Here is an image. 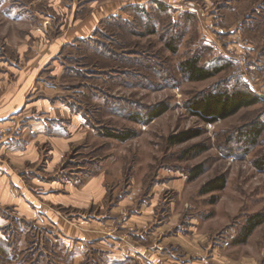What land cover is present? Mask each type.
Instances as JSON below:
<instances>
[{"label": "rangeland", "instance_id": "rangeland-1", "mask_svg": "<svg viewBox=\"0 0 264 264\" xmlns=\"http://www.w3.org/2000/svg\"><path fill=\"white\" fill-rule=\"evenodd\" d=\"M106 1L114 0H0V143L21 149L40 139L22 137V124L46 106L72 115L43 131L66 139L54 167L52 144L36 140L39 161L14 172L35 208H0V264H264V222L241 243L249 221L264 218V172L255 166L264 133L247 150L236 135L264 123V0H148L100 18ZM189 59L219 72L186 81L180 66ZM212 91L259 101L205 123L189 106ZM159 107L165 112L149 120ZM127 132L134 137L114 138ZM95 176L105 177L103 214L45 205L65 187L41 182L75 191ZM215 178L223 190L200 194Z\"/></svg>", "mask_w": 264, "mask_h": 264}, {"label": "crops", "instance_id": "crops-1", "mask_svg": "<svg viewBox=\"0 0 264 264\" xmlns=\"http://www.w3.org/2000/svg\"><path fill=\"white\" fill-rule=\"evenodd\" d=\"M147 2L148 0H133L129 1L128 4H121L117 2L116 0L110 2L106 1L103 3V5L98 6L97 10L95 11L96 14L101 15L100 18L106 17V16H120L121 8L125 5H135L139 4L140 2ZM167 2H170L172 0H165ZM177 2V0H175ZM140 3V4H141ZM92 16H88L87 19H92ZM44 101H38L37 103H34L33 106H36L35 104H44ZM51 105V104H50ZM43 106V105H41ZM39 112V111H38ZM66 111L62 110L61 108H58L57 105H51V107H44V111L40 112V116L35 117L33 116V113L29 115H25L24 117L28 118L26 123L24 122L22 125L23 130L21 133L23 134L22 137H25L27 135L26 132H30L32 134H39L41 138H37L36 140H39L41 143L43 142H50L49 145L52 146V159L51 164L52 167L55 166L57 162L60 160V156H57L56 153H61L63 151H66L67 144L66 139L62 138H49V136H44V129L46 127V123H48V120H55L56 118L59 119H67V117L71 118V114ZM12 118H15L14 115H12ZM7 119V118H6ZM4 120V119H2ZM30 123L32 126H30ZM0 125H5L0 123ZM29 127V128H28ZM33 128L32 132L30 129ZM77 129V128H76ZM42 134V135H41ZM30 137L32 135H29ZM35 139H32L28 146H23L21 149L18 146V144H9L7 142L0 143V208H14L16 211L18 209L22 210V214L24 213H30L31 206L35 208V204L32 201V199H29L26 197L25 187L24 185L20 184L18 179H16V175L14 172H17L18 169H20L22 166H26L25 163H34L39 161L40 154L39 150L37 149L36 144H39L36 142ZM24 148V149H23ZM9 164L12 165L13 169L9 168ZM28 165V164H27ZM23 173H27L26 171L22 170ZM18 173V172H17ZM21 173V171L19 172ZM105 183V177L95 176L92 178H86L84 183L78 187H76L75 191H71L73 189L70 185H61L58 183H40L39 187L48 188L54 187V188H62L64 186L65 193L59 194V192H54L53 194H47L44 197H47L45 199L44 203L45 205L51 206L56 211H60L62 209H69L72 211H79V212H87L92 206H96L97 210H99L98 214L101 215L102 210H104V200H106V190L104 188ZM38 186V185H37ZM58 190V189H57ZM78 190V191H76ZM20 194V195H19ZM43 198V197H42ZM60 213V212H59ZM51 214V213H50ZM58 214V212H56ZM61 214V213H60ZM103 214V213H102ZM94 223V222H93ZM108 223V222H105ZM104 223V224H105ZM61 225L64 224L63 222L60 223ZM101 224V223H100ZM103 224V225H104ZM98 230H103L106 227H101L100 225H95ZM82 234L84 233L83 230ZM68 232L69 229H68ZM103 236L106 235V233L102 234ZM89 239L88 235L85 236L82 235L80 238ZM92 237V236H91ZM100 237V236H98ZM81 240V239H80ZM91 240V239H90ZM89 241V240H88Z\"/></svg>", "mask_w": 264, "mask_h": 264}, {"label": "trees", "instance_id": "trees-1", "mask_svg": "<svg viewBox=\"0 0 264 264\" xmlns=\"http://www.w3.org/2000/svg\"><path fill=\"white\" fill-rule=\"evenodd\" d=\"M169 47L171 45H168ZM181 75L186 81L190 82H200L207 80L217 74L218 69H208L199 65V61L189 59L181 64ZM259 98L256 95L245 92H233L228 93L227 91L219 92H208L199 99H196L189 107L191 113H195L199 116L205 123H216L217 121L225 120L237 114L241 109L247 108L257 104ZM165 107H159L150 110L147 113L149 120H154L158 118L165 112ZM264 133V123L263 122H254L250 125L242 127L236 132L237 139L242 143L246 150L251 148L256 144L261 135ZM199 136L198 132L194 133H185L178 135L170 139L171 144H178L190 140ZM134 135L127 132L126 134L115 135L118 141L124 142L130 138H133ZM194 151V150H192ZM255 166L260 172H264V154L260 159L255 162ZM202 173V168L197 167L190 172L189 180H195ZM224 188V180L222 178H215L213 180L205 183L201 190L200 194H210L215 191H221ZM262 222L264 218H253L246 225L245 229L242 232L241 243L245 242L247 238L251 235L253 230ZM102 252V251H101ZM101 254V253H99Z\"/></svg>", "mask_w": 264, "mask_h": 264}, {"label": "built area", "instance_id": "built-area-1", "mask_svg": "<svg viewBox=\"0 0 264 264\" xmlns=\"http://www.w3.org/2000/svg\"><path fill=\"white\" fill-rule=\"evenodd\" d=\"M1 133L5 135V133H3V131Z\"/></svg>", "mask_w": 264, "mask_h": 264}]
</instances>
